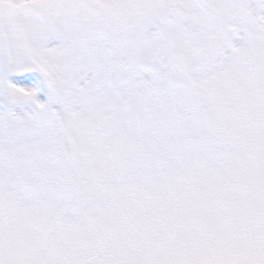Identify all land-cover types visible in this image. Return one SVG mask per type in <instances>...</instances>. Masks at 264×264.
I'll return each mask as SVG.
<instances>
[{"label":"snow or ice","instance_id":"snow-or-ice-1","mask_svg":"<svg viewBox=\"0 0 264 264\" xmlns=\"http://www.w3.org/2000/svg\"><path fill=\"white\" fill-rule=\"evenodd\" d=\"M0 264H264V0H0Z\"/></svg>","mask_w":264,"mask_h":264}]
</instances>
